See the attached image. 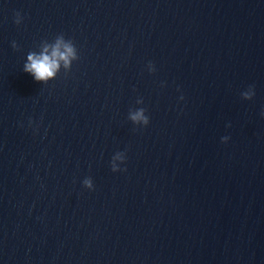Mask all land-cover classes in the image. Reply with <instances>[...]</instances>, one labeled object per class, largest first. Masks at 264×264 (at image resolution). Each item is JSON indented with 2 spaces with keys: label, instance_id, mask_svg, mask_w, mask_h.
I'll use <instances>...</instances> for the list:
<instances>
[{
  "label": "clouds",
  "instance_id": "9594fccd",
  "mask_svg": "<svg viewBox=\"0 0 264 264\" xmlns=\"http://www.w3.org/2000/svg\"><path fill=\"white\" fill-rule=\"evenodd\" d=\"M66 51L61 52L59 50V45L52 51L51 56L48 54H41L37 56L34 53H30L27 57L28 63L24 66V71L30 73L37 82H47L50 78H53L56 71L59 68V60H64L67 62L68 56L72 55V49L65 45ZM247 95V94H246ZM254 92H252V96ZM251 97H249L250 99ZM133 120L143 119L144 124L147 125L149 120L147 117H143V112L137 113L136 116L132 117ZM112 170L118 171L115 165H112ZM84 186L88 189L93 188V183L91 179H86L83 182Z\"/></svg>",
  "mask_w": 264,
  "mask_h": 264
}]
</instances>
